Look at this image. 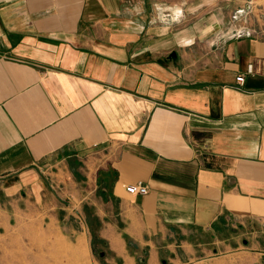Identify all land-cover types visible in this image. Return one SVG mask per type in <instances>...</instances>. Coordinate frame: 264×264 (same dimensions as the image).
<instances>
[{
    "label": "crops",
    "instance_id": "0c3cea01",
    "mask_svg": "<svg viewBox=\"0 0 264 264\" xmlns=\"http://www.w3.org/2000/svg\"><path fill=\"white\" fill-rule=\"evenodd\" d=\"M193 1L264 0H0V194L101 180L108 261L264 255V3L226 34Z\"/></svg>",
    "mask_w": 264,
    "mask_h": 264
},
{
    "label": "rangeland",
    "instance_id": "374dc122",
    "mask_svg": "<svg viewBox=\"0 0 264 264\" xmlns=\"http://www.w3.org/2000/svg\"><path fill=\"white\" fill-rule=\"evenodd\" d=\"M183 2L177 1V9L186 13L187 6H183ZM193 3L188 7L192 21L187 22L189 25H208L209 31L221 25L224 33L235 30L237 34L238 30L252 27L255 19L259 24L262 17L258 9L264 1H241L236 4L232 1H203L202 9L197 7L201 1ZM201 18H204L202 22L199 21ZM212 37L210 33V39ZM82 177L83 181L77 176V184L83 188L86 197L74 198L71 193L58 194L60 192L55 195L50 190L42 197H26L24 194L10 197L1 192L0 264H123L107 260L110 255L101 245L99 237L104 219L98 213L106 200L102 192L106 188L101 180L95 182ZM65 186L72 190V185ZM94 190L97 197L88 196ZM80 237H85L88 243L84 254L78 251L76 258L72 249H77ZM241 246L243 251V238ZM127 264H149L148 255L140 253L135 261ZM154 264H264V255L254 258L245 252L234 251L205 258L199 256L182 263L160 257Z\"/></svg>",
    "mask_w": 264,
    "mask_h": 264
},
{
    "label": "built area",
    "instance_id": "2783aa9c",
    "mask_svg": "<svg viewBox=\"0 0 264 264\" xmlns=\"http://www.w3.org/2000/svg\"><path fill=\"white\" fill-rule=\"evenodd\" d=\"M237 81L243 84L245 82L244 76L238 77ZM126 190L130 195L141 196L147 195L149 192L148 186L143 182H138L136 184L130 185L126 188Z\"/></svg>",
    "mask_w": 264,
    "mask_h": 264
},
{
    "label": "bare ground",
    "instance_id": "6f19581e",
    "mask_svg": "<svg viewBox=\"0 0 264 264\" xmlns=\"http://www.w3.org/2000/svg\"><path fill=\"white\" fill-rule=\"evenodd\" d=\"M87 243L88 242L85 239V237H80L79 238L78 245H77V249H72L73 253L75 254L74 257L76 256V258H77L78 251H81V253L84 254V252L86 251V244Z\"/></svg>",
    "mask_w": 264,
    "mask_h": 264
}]
</instances>
